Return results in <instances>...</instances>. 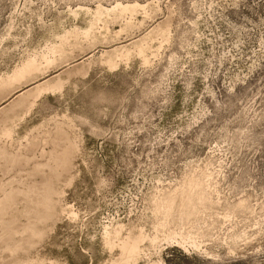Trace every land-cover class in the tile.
I'll return each instance as SVG.
<instances>
[{
	"label": "rangeland",
	"instance_id": "rangeland-1",
	"mask_svg": "<svg viewBox=\"0 0 264 264\" xmlns=\"http://www.w3.org/2000/svg\"><path fill=\"white\" fill-rule=\"evenodd\" d=\"M0 264H264V0H0Z\"/></svg>",
	"mask_w": 264,
	"mask_h": 264
},
{
	"label": "bare ground",
	"instance_id": "bare-ground-1",
	"mask_svg": "<svg viewBox=\"0 0 264 264\" xmlns=\"http://www.w3.org/2000/svg\"><path fill=\"white\" fill-rule=\"evenodd\" d=\"M30 106V105H29ZM29 108V107H28ZM19 118H21V117H19ZM13 126V125H12ZM9 127V126H8ZM10 128V129H9ZM9 128H4L5 130H4V132H3V135L5 134V135H10V133H11V126L9 127ZM54 191H57V190H54ZM58 192V191H57ZM56 194V193H55ZM58 197V196H57ZM108 229V228H107ZM104 230H105V228H104ZM112 234V233H111ZM114 235V234H113ZM110 236V235H109ZM109 236H108V238H109ZM106 238H107V236H106Z\"/></svg>",
	"mask_w": 264,
	"mask_h": 264
}]
</instances>
